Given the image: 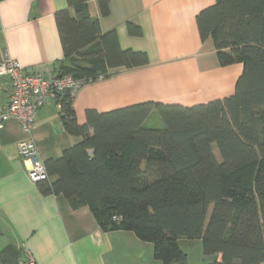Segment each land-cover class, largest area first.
<instances>
[{
  "label": "trees",
  "instance_id": "16d2710c",
  "mask_svg": "<svg viewBox=\"0 0 264 264\" xmlns=\"http://www.w3.org/2000/svg\"><path fill=\"white\" fill-rule=\"evenodd\" d=\"M67 3L55 13L67 62L60 74L105 79L150 63L147 52L121 48L116 30L103 32L87 0ZM98 3L108 15L110 0ZM197 24L221 64H243L232 95L189 106L150 100L88 109L81 124L75 97L65 93V129L81 139L47 160L48 178L37 183L73 208L89 206L104 230L153 243L164 264L187 262L180 239L221 254L207 264H264V0H216Z\"/></svg>",
  "mask_w": 264,
  "mask_h": 264
},
{
  "label": "crops",
  "instance_id": "0c3cea01",
  "mask_svg": "<svg viewBox=\"0 0 264 264\" xmlns=\"http://www.w3.org/2000/svg\"><path fill=\"white\" fill-rule=\"evenodd\" d=\"M215 2L110 0V13L103 16L98 0H87L103 32L116 30L121 48L147 52L150 63L85 85L72 103L78 122H86L88 109L109 111L150 100L189 106L232 95L243 64H221L213 39L203 42L197 24L198 13ZM67 4L0 0V62L9 54L27 72L60 74L67 62L55 13ZM129 22L142 34H131ZM9 91L8 77H0V113ZM64 122L61 105L52 100L38 113L32 137L44 163L81 139L70 135ZM25 136L15 120L0 127V264H20L29 253L36 264H164L153 243L135 232L106 231L89 206L73 208L63 194L41 193L19 154Z\"/></svg>",
  "mask_w": 264,
  "mask_h": 264
},
{
  "label": "built area",
  "instance_id": "2783aa9c",
  "mask_svg": "<svg viewBox=\"0 0 264 264\" xmlns=\"http://www.w3.org/2000/svg\"><path fill=\"white\" fill-rule=\"evenodd\" d=\"M2 76L8 77L10 91L8 101L0 113V127L9 120L20 124L26 136L19 141L18 150L28 177L32 182L45 180L48 178V172L32 137L39 111L50 100L60 104V99L65 93L75 97L85 85L101 81L104 76L75 78L69 73H63L47 78L40 73L27 72L24 66L9 54L0 62V77ZM114 219L118 218L114 216ZM20 264H36V261L29 253Z\"/></svg>",
  "mask_w": 264,
  "mask_h": 264
},
{
  "label": "rangeland",
  "instance_id": "374dc122",
  "mask_svg": "<svg viewBox=\"0 0 264 264\" xmlns=\"http://www.w3.org/2000/svg\"><path fill=\"white\" fill-rule=\"evenodd\" d=\"M215 152L218 154L217 150H215ZM180 244L183 250L188 254L187 264H207L216 261V254L204 255L202 252V243L199 240L180 239ZM204 257L206 260H202Z\"/></svg>",
  "mask_w": 264,
  "mask_h": 264
}]
</instances>
